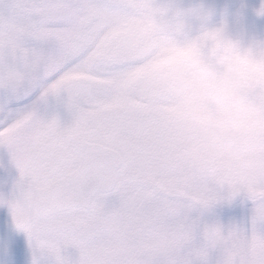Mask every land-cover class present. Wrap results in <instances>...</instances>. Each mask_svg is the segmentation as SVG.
Instances as JSON below:
<instances>
[{"label": "snow or ice", "instance_id": "obj_1", "mask_svg": "<svg viewBox=\"0 0 264 264\" xmlns=\"http://www.w3.org/2000/svg\"><path fill=\"white\" fill-rule=\"evenodd\" d=\"M137 24L131 0H0L10 227L30 264H264V184L178 157L135 80ZM237 199L247 225L221 223Z\"/></svg>", "mask_w": 264, "mask_h": 264}, {"label": "clouds", "instance_id": "obj_2", "mask_svg": "<svg viewBox=\"0 0 264 264\" xmlns=\"http://www.w3.org/2000/svg\"><path fill=\"white\" fill-rule=\"evenodd\" d=\"M131 2L135 80L178 157L264 184V37L223 13L217 22L204 0ZM255 14L264 17V0Z\"/></svg>", "mask_w": 264, "mask_h": 264}, {"label": "bare ground", "instance_id": "obj_3", "mask_svg": "<svg viewBox=\"0 0 264 264\" xmlns=\"http://www.w3.org/2000/svg\"><path fill=\"white\" fill-rule=\"evenodd\" d=\"M254 1V0H252ZM258 1V0H256ZM261 1V0H260ZM185 4L189 3L190 0H184ZM206 4H210L215 7L217 15L215 17L218 22L221 19V13L228 19L229 23L236 22L238 16L236 15L240 11H248L250 16H256L255 10L257 8L249 9L248 6L252 3L247 4V0H204ZM258 17V16H257ZM263 18V17H260ZM255 36L264 37V33L257 31ZM42 114L45 118H51L53 115L59 114L60 121L63 125H67L71 122V116L64 112L62 107L56 100H50L48 106L43 110ZM11 168L14 175H18L17 170L11 163V157L5 148H0V173H4L6 169ZM236 207V206H235ZM218 209V208H217ZM224 211V216L221 218V223H227L230 219H235L237 223H244L247 225V220L238 215L236 209L228 210L229 208H221ZM64 255H68L70 261L74 262L78 259V253L76 250L69 248Z\"/></svg>", "mask_w": 264, "mask_h": 264}, {"label": "rangeland", "instance_id": "obj_4", "mask_svg": "<svg viewBox=\"0 0 264 264\" xmlns=\"http://www.w3.org/2000/svg\"><path fill=\"white\" fill-rule=\"evenodd\" d=\"M246 3L247 4L252 3L251 5L248 6L249 9H252V8H258L261 1L247 0ZM239 14H240L239 17L236 20H239L240 22L243 23L246 32H248L251 35H255L257 31L264 33V17L260 18L257 16H250V14H248V11L246 10L240 11ZM17 178L18 175H14L11 168H8V170L6 169L4 173H0V189L6 188L13 180H16ZM252 207L253 206L250 201H241L240 199H237L232 206L227 208H229L228 210L236 209L237 210L236 212H238L239 216L248 220L251 214ZM217 208L214 209L213 212L214 215L221 220V218L224 216L223 215L224 211L220 207ZM21 242L24 250V258L21 261L12 264H30L31 256L28 249L27 238L25 234L22 236ZM66 256L68 257V255Z\"/></svg>", "mask_w": 264, "mask_h": 264}, {"label": "water", "instance_id": "obj_5", "mask_svg": "<svg viewBox=\"0 0 264 264\" xmlns=\"http://www.w3.org/2000/svg\"><path fill=\"white\" fill-rule=\"evenodd\" d=\"M15 180L0 192L7 194ZM11 217L6 206H0V264L17 261L21 257L20 237L22 232H16L11 227ZM5 229L9 236H5Z\"/></svg>", "mask_w": 264, "mask_h": 264}]
</instances>
